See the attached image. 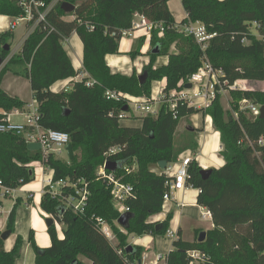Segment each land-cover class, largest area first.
I'll use <instances>...</instances> for the list:
<instances>
[{"label": "trees", "instance_id": "trees-1", "mask_svg": "<svg viewBox=\"0 0 264 264\" xmlns=\"http://www.w3.org/2000/svg\"><path fill=\"white\" fill-rule=\"evenodd\" d=\"M37 1L48 6L53 0ZM170 1L63 0L47 13L46 23L39 24L12 57L14 33L0 35V57L8 60L0 71V122L14 112L24 113L28 105L4 90L6 75L26 78L40 109L41 128L67 133L74 151L69 161L54 156L45 160L41 150H32L22 137L0 134V181L18 190L35 181L32 165L42 163L45 170L54 172L55 182L88 186L89 192L83 214L48 192L42 195L41 209L62 227L64 239L59 238L53 225L48 228L52 245L42 250L31 232L28 240L36 255L35 264H138L145 249L132 245L130 250L129 237H166L174 218L169 213L162 222L152 220L163 212L169 177L165 170L156 173L151 168L159 167L161 162L175 164L187 152L194 156L187 187L199 190L198 205L211 212L214 229L206 233L203 242H199L200 231L193 242L184 241L179 232L166 256L167 264H196L188 256L194 251L207 257L200 264H264V145L259 144L264 139V119L254 120L250 113L240 110L243 100L264 106V92H233L237 118L224 110L218 96L206 110L184 106L175 114L163 107L157 118L142 117L139 128L122 126L118 116L126 102L106 96L117 92L151 98L153 84L164 80L163 92L184 90L203 66L205 56L214 68L223 70L231 84L239 80L254 86L264 82V0H182L187 18L180 25L169 9ZM64 2L76 9L65 13L61 8ZM24 14L22 0H0V16L16 19ZM137 16L165 28L164 32L152 31L145 84L140 83L136 73H113L106 62L108 55H119L122 33L131 30ZM68 17L73 20H66ZM188 23H201L209 34H216L205 52L193 37L180 31ZM254 24L261 27V37L252 33ZM73 34L83 43V65L95 85L75 82L67 90L53 92L56 83L73 80L79 74L64 47ZM145 41L140 39L128 54L132 60L142 55ZM6 46H10L9 51L4 49ZM157 48L159 52L154 53ZM160 57H168V64L156 66ZM200 113L211 117L214 129L220 133V155L225 161L222 168L212 170L208 179L203 178L196 159L199 131L191 126L180 127L184 119ZM112 149L116 151L110 153ZM105 163L117 168L111 171L106 166L107 174L116 175L132 187V195L123 203L132 216L125 228L118 224L120 214L112 188L99 176ZM66 193L75 194V190L70 188ZM21 203V199L16 200L7 219L6 229L12 235ZM2 205L0 199V209ZM98 220L108 224L118 246L101 231ZM159 224L162 227L157 230ZM1 235L0 264H16L22 257L24 239L18 236L12 250L7 251Z\"/></svg>", "mask_w": 264, "mask_h": 264}, {"label": "built area", "instance_id": "built-area-1", "mask_svg": "<svg viewBox=\"0 0 264 264\" xmlns=\"http://www.w3.org/2000/svg\"><path fill=\"white\" fill-rule=\"evenodd\" d=\"M62 1L63 0H53L52 3L47 6L42 1L22 0V6L25 9V14L22 17L14 19L10 30L14 31L22 24H26L30 29V34H32L39 24L46 23L47 13ZM256 26L258 27V30L261 29L259 25ZM154 29H160L161 32L165 31V28L162 24H155L147 20L144 16H137L131 30L124 31L122 33L121 42L123 39L134 36L140 31H144L148 41H151V34ZM51 31L54 30L52 29ZM180 31L184 32L187 36L193 37L197 44L202 48L203 52L208 49L211 40L216 37V34H209L206 27L201 23L185 24L180 28ZM245 42L247 43L246 40L244 43ZM13 55H11V57ZM5 61L6 63L8 62V60ZM69 81L71 85L75 82H84L87 87H93L95 85V81L90 78L84 66L79 70L78 76ZM187 84H191L192 88H185L179 92L174 91L171 93H166L163 92V89L165 88L164 87L158 92L156 96L154 95L151 98H134L117 92H108L106 96L111 100H124L126 102V107L128 108L127 111H123L118 116V120L121 123L125 120L135 119L137 117L142 118L151 116L157 118L163 107H166V109L175 114L178 112L180 107L184 106L194 107L199 110H206L212 105L218 96H220L222 99L223 96L232 94L233 92L254 91L255 87L261 89V92H264V82H261L256 86L252 85L246 80H239L231 84L230 81L226 79L223 70L214 68L206 56L203 59V66L196 74L191 76ZM260 109L261 106L255 105L248 100H243L240 103V110L247 111L250 113L252 118L257 119L260 116ZM224 110L227 112L225 108ZM14 113L17 115H22L24 117V121L22 123L13 122L10 120V115L6 120L0 122V134H16L22 137L27 144L37 145L41 150L45 160H47L50 156H54L55 158L59 159L60 155L63 153H65L68 157L67 147L70 142L69 135L67 133L53 130H43L41 128V113L34 98L33 102L27 105L24 113ZM111 116L113 117V114H111ZM237 116V114H234L235 118H237ZM259 144L264 145V139H261ZM115 151L116 149H112L110 150V153H114ZM192 161L193 157L189 152L186 156L183 154L178 159L177 163L167 166L165 173L169 177V180L166 183L168 191L164 194L163 210L166 209L168 203L175 199V192L186 190L188 169ZM41 165L43 166L42 163ZM106 166L107 163H105L104 167L101 168L99 176L104 178L108 182L109 186H111L112 194L114 200L116 201L121 217L122 215L129 212V209H127L123 203L132 195V187L130 185L123 184L116 175L112 173L107 174ZM43 170V194L48 192L53 198L61 199L66 207L71 208L80 214L85 213L89 196L88 186L78 188L76 184L69 183L65 180L55 182L53 180L54 172L51 170ZM70 188L75 190V194L66 195V190ZM15 192L16 190L6 187L0 181V199L11 197ZM201 218L203 220L212 219V214L208 209L202 207ZM98 224L101 231L112 243L113 241H117L113 231L105 221L98 220ZM167 236L174 240L178 239V235L171 232L170 230L168 231ZM188 256L192 262L196 264L203 263L207 260V257L198 251L189 252ZM160 263L167 264L166 256L161 254L152 255L149 250H146L144 251L138 264Z\"/></svg>", "mask_w": 264, "mask_h": 264}, {"label": "crops", "instance_id": "crops-1", "mask_svg": "<svg viewBox=\"0 0 264 264\" xmlns=\"http://www.w3.org/2000/svg\"><path fill=\"white\" fill-rule=\"evenodd\" d=\"M168 6L175 18L176 24L180 25L184 20H186L187 14L182 5V0H172L168 3ZM66 20H73V17H68ZM13 22L14 18L0 16V35L6 32L14 33L13 43L16 42L17 45L14 49L15 52L11 49V55L19 53L21 51L24 42L30 35V29L26 24L25 25L27 27V31L22 34H17L18 28H16L14 31H11L10 27ZM253 26H255L258 31V34L256 36L260 37L261 34L258 30V27L255 24ZM142 38L146 41L141 51L142 55L139 57L146 56L145 54H147L150 50V41H148L146 33L144 31H140L137 32L134 36L123 39L120 44L119 55H108L106 57V62L113 73H119L126 76H131L134 73L140 76L144 73V69L150 61L149 57H147L146 61H144L143 63H139L137 61V58L139 57H137L135 60H132L128 55L131 51L136 48L137 43ZM66 41L67 42L64 43V45H67L65 50L68 53L73 63V66L76 70L79 71L84 66L83 43L77 34H73ZM168 61V57H160L157 60L156 66L167 65ZM22 79L23 78L19 76H15L11 73H8L4 79L3 88L11 96L18 97L22 101L27 103L29 102V100H24L19 94L22 88ZM27 81L30 85L29 80ZM156 83L159 85V91H161L162 88L166 86L165 80L160 83L155 82L153 85H155ZM71 86L72 85L69 80L60 81L52 87V91L61 92L70 88ZM152 96H154L153 93ZM2 112L3 110L0 109V113ZM10 120L16 123H22L24 121V117L22 115H17L13 113L10 116ZM190 121L193 124V130L199 131L197 135V140L200 145V150L196 155V159L199 162L201 168L203 170H213L222 168L225 165V161L220 155L221 136L220 133L214 129L212 118L209 116L205 117L202 113H200L190 117ZM141 126L142 123L140 127ZM184 127L187 128L188 125H185ZM188 153L189 152L185 153V156ZM192 157L194 158V156ZM151 169L156 173H161L163 170L162 168L156 166H152ZM43 179L44 174L39 183L34 182L31 185L16 190L14 195L9 197L13 200V204L7 211L3 222H0V233H3L7 231V219L16 203V200L21 199L22 203L17 209L15 234H13L5 242L6 250L10 251L12 250L16 238L18 236H21L24 239L25 244L22 252V257L16 262V264H35L36 255L28 240L31 232L34 233L35 243L40 249L45 250L51 247L52 245L51 238L48 233V227L46 225V219L50 217L41 209V200L43 195ZM198 196L199 190L190 187H187L184 191L175 192V199L172 202L168 203L166 209L163 210L160 215L153 217L152 220L162 222L165 220L169 213H172L174 215V218L170 223V231L176 233L177 235L179 232H181V238L186 242L195 241L197 232L200 231L201 233H207L214 229V223L212 219L203 220L201 218L202 207L198 205ZM29 200H31V202ZM57 232L59 238L64 239V234L60 225H58ZM174 241V239L169 238L168 236L154 237L146 235L143 237H138L133 243H131V245L140 246L144 248L145 251L149 250L152 255L161 254L163 256H167L173 249Z\"/></svg>", "mask_w": 264, "mask_h": 264}, {"label": "rangeland", "instance_id": "rangeland-1", "mask_svg": "<svg viewBox=\"0 0 264 264\" xmlns=\"http://www.w3.org/2000/svg\"><path fill=\"white\" fill-rule=\"evenodd\" d=\"M251 29H252V32H253L254 35H257L258 34V31H257V29H256L255 26H252ZM25 31H27V27H26L25 24H22L20 27H18L17 34L18 35L19 34H22ZM16 45H17L16 42H14L13 43V47H12V51L15 49ZM64 46L66 48L67 45H64ZM14 52H15V50H14ZM145 55L146 56H144V57L137 58V61L139 63H143L144 61H146V58L148 56H147V54H145ZM21 78H23V77H21ZM21 81L23 83H21L22 84V88H21V90H20L21 92L19 94L21 95V97L24 100H26V101L29 100V102H27V103L30 104L32 102V100H33V93L31 91V87H30V85H29V83H28V81H27L26 78H23ZM153 86H154L153 87V95L156 96L158 94L159 90H160L159 89V85L156 83ZM254 90H259L260 91L261 89L255 87ZM232 98H233L232 97V94H227L226 96H223V98L220 101H221V104H222L223 108H225L227 110L228 114H231V115L234 116V114H236V112L234 111V107H233V103H232ZM197 106H199V105H197ZM141 123H142L141 122V118L137 117V119H128V120L123 121L122 122V125L124 127H137L138 128V127H140ZM185 125L191 126L193 128V124L190 121V117L184 119L181 122L180 127L181 126L184 127ZM30 148L32 150H37L38 149V146L35 145V144H31L30 145ZM59 159H61L63 161H69V157H67L65 153L61 154ZM32 168L34 169V172H35V181L34 182L39 183V181H41V179L43 177V174H44V170L43 169H45V168L41 165V163H34L32 165ZM47 173H49V172H47ZM33 183H31V184H33ZM31 184H29V185H31ZM26 186H28V185H26ZM24 187H22V188H24ZM2 200H3V206L0 209V222H3L7 211L9 210L10 206L13 204V200L11 198H9V197L8 198H4ZM56 227L58 228V223H56ZM137 238L138 237H136V236H130L129 237L130 244L133 243ZM112 244L114 246H118L119 243H118V241H113Z\"/></svg>", "mask_w": 264, "mask_h": 264}, {"label": "water", "instance_id": "water-1", "mask_svg": "<svg viewBox=\"0 0 264 264\" xmlns=\"http://www.w3.org/2000/svg\"><path fill=\"white\" fill-rule=\"evenodd\" d=\"M61 8L67 14L72 13L76 9L75 6H73V5L69 4V3H66V2H64L62 4ZM4 49L6 51H9L10 50V46H6ZM158 52H159V49L158 48L154 50V53H158ZM5 64H6V61L3 58L0 57V71L3 69V67L5 66ZM147 80H148V74H147V72H144L142 75L139 76V81H140L141 84H145L147 82ZM185 88L186 89H191L192 88V85L191 84H187ZM127 109L128 108L126 107L124 109V111H127ZM260 112H261V114L259 116V119H264V106L261 107ZM253 119L256 120V118H253ZM67 152H68L69 159L72 160L73 157H74V151H73V148H72L71 145H68ZM167 166H168L167 162H161L159 164V167L162 168L163 170H166L167 169ZM107 167L111 171H115L117 169L116 168V165L115 164H111V163L108 164ZM211 173H212V170H203L202 171V176H203L204 179H208L209 176L211 175ZM131 218H132V216L130 214H124V215H122L119 218L118 224L122 228H125V227H127V224L129 223V221H130ZM55 224L56 223H55V221H54L53 218L50 217V218H47L46 219V225H47L48 228H50L51 226H53ZM161 227H162V224H159L157 226V230H159ZM11 236H12V232L9 231V230H7V231H5V232L2 233L1 238L6 242ZM205 238H206V232H202L200 234V236H199V242H203L205 240ZM132 248H133V246L130 245L129 246V249L132 250Z\"/></svg>", "mask_w": 264, "mask_h": 264}]
</instances>
